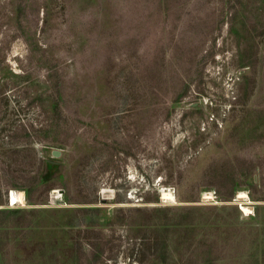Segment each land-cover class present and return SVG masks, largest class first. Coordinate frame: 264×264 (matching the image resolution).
<instances>
[{
  "label": "rangeland",
  "instance_id": "rangeland-1",
  "mask_svg": "<svg viewBox=\"0 0 264 264\" xmlns=\"http://www.w3.org/2000/svg\"><path fill=\"white\" fill-rule=\"evenodd\" d=\"M2 157L0 264H264V0H0Z\"/></svg>",
  "mask_w": 264,
  "mask_h": 264
},
{
  "label": "trees",
  "instance_id": "trees-1",
  "mask_svg": "<svg viewBox=\"0 0 264 264\" xmlns=\"http://www.w3.org/2000/svg\"><path fill=\"white\" fill-rule=\"evenodd\" d=\"M58 96L61 97L60 94ZM34 125H35V122H30V121H28L27 123L21 122L15 126H12L11 128L7 130V133L3 137V141H4L3 144L7 146V149L4 151V153L6 154L5 156L8 157L11 155L13 157L14 155H20L21 153H24L25 151L32 149V147H23V146L31 145V143L29 142L31 141L30 140L31 135H32L31 132L32 131L35 132ZM21 146L22 148H20ZM4 157L0 159V166L2 165L3 167L7 165L5 163L6 161ZM22 160L24 159H21V161ZM21 161L20 162L18 161V163H22ZM21 178H22V181L20 182ZM14 179L16 181L14 182L6 181V184L4 185V187L0 188V198L2 197V195L9 194L8 192L9 188H22L25 191L26 199L32 202L33 192H35V187H33V184L36 183V177L32 178L30 176L22 177L20 175L18 176L14 175Z\"/></svg>",
  "mask_w": 264,
  "mask_h": 264
},
{
  "label": "bare ground",
  "instance_id": "bare-ground-1",
  "mask_svg": "<svg viewBox=\"0 0 264 264\" xmlns=\"http://www.w3.org/2000/svg\"><path fill=\"white\" fill-rule=\"evenodd\" d=\"M11 192H12L11 193V199H10L12 201V202H10L11 205H16L17 203H19V202L22 203L24 201V193H23V191L14 190L13 189ZM162 193H163V198H165V199H172L173 198L171 193H167L165 191H162ZM239 196H240V198H245V195L243 193H241V195H239ZM242 210L245 211V212H249L247 207H242Z\"/></svg>",
  "mask_w": 264,
  "mask_h": 264
},
{
  "label": "water",
  "instance_id": "water-1",
  "mask_svg": "<svg viewBox=\"0 0 264 264\" xmlns=\"http://www.w3.org/2000/svg\"><path fill=\"white\" fill-rule=\"evenodd\" d=\"M53 155H55V156H59L60 153H59L58 151H54V152H53ZM11 193H12V192H10V193L8 194V195H9V196H8L9 202H12V201L10 200V199H11Z\"/></svg>",
  "mask_w": 264,
  "mask_h": 264
}]
</instances>
